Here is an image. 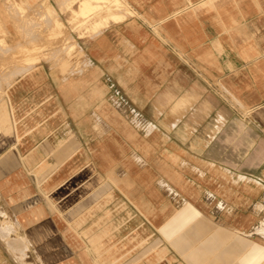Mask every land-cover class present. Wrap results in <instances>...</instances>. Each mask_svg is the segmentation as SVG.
Wrapping results in <instances>:
<instances>
[{
	"label": "rangeland",
	"instance_id": "1",
	"mask_svg": "<svg viewBox=\"0 0 264 264\" xmlns=\"http://www.w3.org/2000/svg\"><path fill=\"white\" fill-rule=\"evenodd\" d=\"M111 1L83 16L80 0H0V264L77 263L72 252L80 248L81 236L68 226L62 233L55 213H47L35 185L44 175L37 172L63 157L69 143L74 151L72 142L79 147L86 135H109V122L143 137L163 136L162 131L189 139L195 143L191 148L198 144L205 152L209 160L201 166L207 175L173 176L175 186L188 181L200 187L182 192L184 202L176 196L171 203L167 187L160 191L163 218L175 212L169 223L192 222L174 228V234L183 233L181 241L200 227L201 233L219 228L238 236L248 233L256 241L264 235V162L252 164L264 155L262 109L241 106L219 81L203 75L190 81L197 89L191 95H171L183 91L171 79L143 77L135 92L144 94L138 96L115 74V80L103 74L101 81L102 72L89 65L77 37L96 36L110 22H119L109 14L120 6L125 18L137 15L125 0ZM20 67L26 68L21 72ZM37 150L42 159L27 156ZM170 161L186 166L179 157ZM126 211L129 220L133 211ZM131 221L122 224L127 234L136 230Z\"/></svg>",
	"mask_w": 264,
	"mask_h": 264
},
{
	"label": "crops",
	"instance_id": "2",
	"mask_svg": "<svg viewBox=\"0 0 264 264\" xmlns=\"http://www.w3.org/2000/svg\"><path fill=\"white\" fill-rule=\"evenodd\" d=\"M125 1L137 15L110 22L96 36L77 37L89 65L102 72L101 81L103 74L112 80L115 74L121 86L138 96L144 94L135 92L143 77L171 79L183 90L171 95H191L197 89L190 81L203 75L219 81L241 106L261 108L264 117V0ZM109 128L103 137L86 135L79 147L73 141L74 151L69 143L56 166V160L47 161L37 172L44 175L35 185L47 213H55L62 233L68 226L81 236L80 248L72 252L76 264H264V235L256 241L248 233L238 236L220 228L201 233L200 227L181 241L183 233L174 234V228L191 220L169 223L175 212L164 218L159 214L165 202L161 189L167 187L174 204L176 196L184 202L182 192L188 188H200L173 182L175 174H208L202 166L209 159L200 145L191 148L195 143L189 139L162 131L163 136L130 134L114 122ZM35 152L27 156L42 159ZM178 157L185 167L169 162ZM263 162L264 155L252 164ZM161 179L166 181L162 185ZM127 208L133 211L129 220ZM130 220L136 230L127 234L122 224Z\"/></svg>",
	"mask_w": 264,
	"mask_h": 264
},
{
	"label": "bare ground",
	"instance_id": "3",
	"mask_svg": "<svg viewBox=\"0 0 264 264\" xmlns=\"http://www.w3.org/2000/svg\"><path fill=\"white\" fill-rule=\"evenodd\" d=\"M108 0H80V3H79V9H80V14H82L83 16L90 10V9H92V8H94V7H98V6H100V3H108L107 2ZM111 1V0H110ZM116 1V3L117 4H119L120 5V2L118 1V0H115ZM112 2V1H111ZM119 2V3H118ZM109 4H110V2H109ZM115 4V3H114ZM116 4V6H118ZM115 8V7H114ZM124 8V7H123ZM114 10V9H113ZM97 11V10H96ZM76 12H77V10H76ZM79 12V11H78ZM125 14H127V12H124L123 11V9L121 8V6L119 7V8H115V10H114V12H112V13H110L109 15L113 18V19H115V20H118L119 22L120 21H122L124 18H125ZM105 15V14H104ZM56 20V19H55ZM94 24H95V22H94ZM100 24V23H99ZM59 26V25H58ZM94 30H95V28H93ZM98 32V31H97ZM100 32V31H99ZM96 33V32H95ZM69 46V45H68ZM70 47V51H71V47H73L72 45L71 46H69ZM67 51H68V49H67ZM68 53H70V52H68ZM72 53V52H71ZM36 60H37V58H36ZM34 61V60H33ZM35 62V61H34ZM24 63V62H23ZM23 67V66H22ZM22 67H20L21 69H22ZM26 68V67H25ZM25 68H23L22 70H21V72L22 71H24L25 70ZM20 72V73H21ZM14 73V72H13ZM15 73H16V71H15ZM10 75H11V73H10ZM12 76V75H11ZM1 89V88H0Z\"/></svg>",
	"mask_w": 264,
	"mask_h": 264
}]
</instances>
